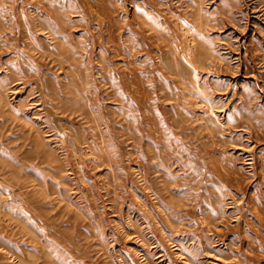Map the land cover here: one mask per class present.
<instances>
[{"label":"rangeland","instance_id":"obj_1","mask_svg":"<svg viewBox=\"0 0 264 264\" xmlns=\"http://www.w3.org/2000/svg\"><path fill=\"white\" fill-rule=\"evenodd\" d=\"M0 264H264V0H0Z\"/></svg>","mask_w":264,"mask_h":264}]
</instances>
